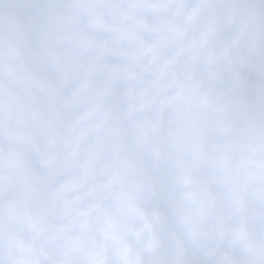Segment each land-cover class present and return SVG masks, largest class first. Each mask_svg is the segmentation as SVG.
I'll use <instances>...</instances> for the list:
<instances>
[{
	"label": "clouds",
	"instance_id": "obj_1",
	"mask_svg": "<svg viewBox=\"0 0 264 264\" xmlns=\"http://www.w3.org/2000/svg\"><path fill=\"white\" fill-rule=\"evenodd\" d=\"M0 264H264V0H0Z\"/></svg>",
	"mask_w": 264,
	"mask_h": 264
}]
</instances>
